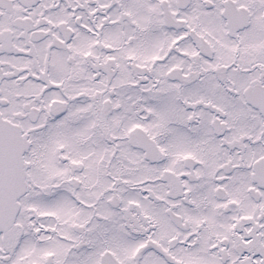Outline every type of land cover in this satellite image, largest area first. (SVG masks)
Segmentation results:
<instances>
[{
    "label": "snow or ice",
    "instance_id": "obj_1",
    "mask_svg": "<svg viewBox=\"0 0 264 264\" xmlns=\"http://www.w3.org/2000/svg\"><path fill=\"white\" fill-rule=\"evenodd\" d=\"M0 264H264V0H0Z\"/></svg>",
    "mask_w": 264,
    "mask_h": 264
}]
</instances>
